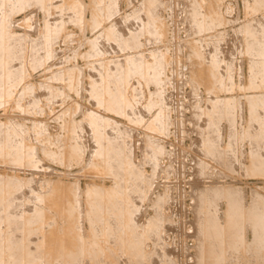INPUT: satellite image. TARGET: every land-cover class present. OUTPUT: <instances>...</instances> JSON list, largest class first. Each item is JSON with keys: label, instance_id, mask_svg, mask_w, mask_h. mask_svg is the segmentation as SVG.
<instances>
[{"label": "rangeland", "instance_id": "1", "mask_svg": "<svg viewBox=\"0 0 264 264\" xmlns=\"http://www.w3.org/2000/svg\"><path fill=\"white\" fill-rule=\"evenodd\" d=\"M41 1L0 0V264H264V0Z\"/></svg>", "mask_w": 264, "mask_h": 264}, {"label": "bare ground", "instance_id": "2", "mask_svg": "<svg viewBox=\"0 0 264 264\" xmlns=\"http://www.w3.org/2000/svg\"><path fill=\"white\" fill-rule=\"evenodd\" d=\"M5 1L6 0H4V2L3 3H5ZM20 1V3L21 4H25V3H23V0H18V2ZM41 1V0H40ZM44 1V0H43ZM56 1V0H55ZM42 2V1H41ZM30 3H32L31 1H30ZM38 3H40L39 1H38ZM41 4V3H40ZM47 4V3H46ZM39 6V5H38ZM121 19V18H120ZM123 19V18H122ZM121 19V20H122ZM130 35V34H129ZM105 44V43H104ZM103 45V44H102ZM106 45V44H105ZM99 48V47H98ZM106 49V48H105ZM109 50H111V49H109ZM99 51H100V49H99ZM99 51H97V52H99ZM103 51V50H102ZM101 51V52H102ZM101 52H99V53H101ZM124 59H125V57H124ZM117 60V59H116ZM107 61V60H106ZM112 61V60H111ZM121 61V60H120ZM113 62V61H112ZM122 62V61H121ZM129 62V61H128ZM206 68V67H205ZM194 72H196L197 73V71H194ZM199 72V71H198ZM97 111V110H96ZM61 114V113H60ZM97 165V164H96ZM97 168V167H96ZM263 170V169H262ZM261 170V171H262ZM94 171V170H93ZM96 173V172H95ZM90 175V174H89ZM92 175V174H91ZM59 196V195H58ZM129 196V195H128ZM105 197V196H104ZM55 198V197H54ZM101 199V198H100ZM122 199H124V197H122ZM104 200V199H103ZM126 200H127V198H126ZM97 201H99V200H97ZM104 205V204H103ZM103 207V206H102ZM100 209H102V208H100ZM232 209V208H231ZM105 210V209H104ZM264 210V209H263ZM121 211V210H120ZM238 212V211H237ZM239 212H240V209H239ZM116 215V217H117V215L119 214L120 216V218L122 219V216L123 215H125V213L123 212V211H121L120 213H115ZM236 215V214H235ZM239 215H241V214H239ZM249 215V214H248ZM227 216V215H226ZM255 217V219L257 218V216L255 215V214H253V218ZM118 218V217H117ZM233 218H234V216H233ZM243 218V217H242ZM238 219V218H237ZM240 219V218H239ZM226 221V220H225ZM236 221V220H235ZM234 221V222H235ZM239 221V220H238ZM255 220H253L252 222L255 224V226H256V221L254 222ZM147 224H150V222L148 223L147 222ZM145 225V224H144ZM144 225L142 226V228L144 227ZM203 225V224H202ZM226 225V224H225ZM112 226H113V224H112ZM116 226V225H115ZM149 226V225H148ZM145 229H146V226H145ZM225 229V228H224ZM254 229H256V228H254ZM205 230V229H204ZM235 230V229H234ZM259 230V229H258ZM147 231V230H146ZM254 231V230H253ZM204 232V231H203ZM238 232V231H237ZM128 233V232H127ZM200 233H202V232H200ZM221 233H222V231H221ZM227 233V232H226ZM234 234V233H233ZM259 234V233H258ZM223 235V234H222ZM226 235V234H225ZM121 236V235H120ZM122 236H124V234L122 235ZM131 236V235H130ZM115 237V236H114ZM118 237V236H117ZM126 237V236H125ZM124 237V238H125ZM200 237H201V234H200ZM132 239H134L133 238V236H132ZM136 239V238H135ZM135 239H134V241H135ZM202 239H203V237H202ZM124 240V239H123ZM130 240H131V238H130ZM259 241V240H258ZM104 242V241H103ZM124 242H126V240L124 241ZM136 242V241H135ZM134 242V243H135ZM203 242V241H202ZM234 242V241H233ZM261 242V241H260ZM128 243V242H127ZM107 244V243H106ZM136 244V243H135ZM203 244V243H202ZM228 244V243H227ZM105 245V244H104ZM126 246V245H125ZM103 248H104V246H103ZM97 250H98V248H97ZM106 251V250H105ZM107 252V251H106ZM204 253V252H203ZM207 253V252H206ZM117 254V253H116ZM132 254H133V252H132ZM114 255V254H113ZM260 255V254H259ZM103 257V256H102ZM126 257V256H125ZM127 257H128V255H127ZM200 257V256H199ZM129 258V257H128ZM128 258H126L127 260H128ZM139 259V258H138ZM204 259V258H203ZM131 260V259H130ZM104 261V260H103ZM106 262V261H105ZM116 262H117V259H116ZM101 263H103V262H101ZM107 263V262H106ZM105 263V264H106ZM111 263V262H110ZM127 263V262H126ZM136 263V262H135ZM140 263V262H139ZM2 264H5V263H2ZM112 264V263H111ZM131 264V263H130ZM205 264V263H204Z\"/></svg>", "mask_w": 264, "mask_h": 264}]
</instances>
